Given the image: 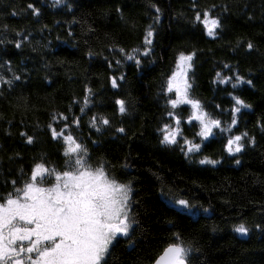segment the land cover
I'll list each match as a JSON object with an SVG mask.
<instances>
[{"label":"trees","instance_id":"1","mask_svg":"<svg viewBox=\"0 0 264 264\" xmlns=\"http://www.w3.org/2000/svg\"><path fill=\"white\" fill-rule=\"evenodd\" d=\"M206 10L221 22L214 37L195 21ZM180 53L193 57L190 97L224 129L206 140L185 122V107L168 103ZM233 97L250 105L235 125ZM175 117L178 143H160ZM49 125L71 132L90 163L131 188L129 234L115 238L106 264H151L172 242L192 249L190 264H264V0H0V197L22 188L37 162L64 170L63 140ZM232 135L244 148L229 155ZM184 138L200 151L186 155ZM205 157L217 163L201 164ZM240 223L247 234L235 231Z\"/></svg>","mask_w":264,"mask_h":264},{"label":"snow or ice","instance_id":"2","mask_svg":"<svg viewBox=\"0 0 264 264\" xmlns=\"http://www.w3.org/2000/svg\"><path fill=\"white\" fill-rule=\"evenodd\" d=\"M60 2L61 0H56V3ZM28 7L33 9L34 14H39V9H35L32 4ZM195 21L202 24L207 35L212 37L221 27L220 20L207 10L204 11L203 17L199 12L196 13ZM152 36L153 32L149 26L145 36L146 45L152 44ZM247 46L249 49L253 47L250 42ZM16 47L19 48L20 44L17 43ZM120 51L123 52L124 49ZM150 51L149 48L143 54L147 56ZM192 58V55L180 53L176 64L177 71L168 78L166 85V91L175 96L174 99L170 98L168 103L172 109L181 104L190 105L192 114L189 122H199L200 128L196 135L206 140L214 134V129H224L221 128L219 119L212 118L201 102L189 95L191 85L187 80V69L191 67ZM127 59L140 64V60L134 55H127ZM217 76L219 77L220 73H217ZM230 79L225 78L221 82L227 83ZM236 82H243V78L237 77ZM247 83L251 84L252 81ZM112 86L117 87L115 78H112ZM233 99L235 106L232 109L231 123L235 125L236 114L241 108H248L250 105L239 97ZM88 103L86 97L85 106ZM115 103L119 106L121 114L126 112L124 100L117 99ZM83 111L84 108H81V112ZM168 115L174 114L170 111ZM64 119L67 120V117ZM73 122L79 124L78 119ZM100 122L103 125L109 124V120L104 117H100ZM180 123V118L175 117V128L165 124L160 129V143L177 144V137L181 135ZM91 124L97 131L100 130L96 117L92 118ZM67 127L65 124V128ZM49 128L52 139L63 140L65 168L57 171L47 167L45 162H37L22 188H17L14 195L8 193L6 197H0V264H106L105 257L117 235L129 234L131 188L111 176L102 163L95 166L90 163L88 149L78 142L71 132L65 134L64 129L57 131L51 125ZM118 131L125 130L119 128ZM243 135L246 136L247 133ZM241 140L240 135L229 138L225 151L229 155L241 152L244 148ZM28 143H32V137H28ZM184 146L181 150L185 151L186 155L201 149L199 143L187 138H184ZM200 163L216 164L217 161L205 157ZM175 203L185 209L192 207L186 199H177ZM235 231L247 234L249 229L244 223H240L235 226ZM190 251L192 249L184 246L182 242L169 243L153 264H190Z\"/></svg>","mask_w":264,"mask_h":264},{"label":"rangeland","instance_id":"3","mask_svg":"<svg viewBox=\"0 0 264 264\" xmlns=\"http://www.w3.org/2000/svg\"><path fill=\"white\" fill-rule=\"evenodd\" d=\"M176 64H177V62H176ZM189 70H190V68H188L187 69V80H188V75H189ZM175 71H177V68H176V65H175V68H174V70L172 71V73L173 72H175ZM172 73H171V75H172ZM170 75V76H171ZM169 76V77H170ZM173 95V99L175 98V96H174V94H172ZM177 107H185L186 108V110H187V115H186V117H185V122L188 124V123H194V124H196L197 125V131H196V133H198L199 132V128H200V126H199V122L198 121H195V120H192L191 122H189V118H190V116H191V114H192V108H191V106L190 105H187V104H181V105H178ZM172 127L173 128H175L176 127V125H175V123L172 125ZM217 130H221L220 128H216V129H214L213 130V133H215ZM198 136V135H197ZM234 136H237V135H232V136H230L229 138H231V137H234ZM179 137V136H178ZM178 137H177V139H178ZM198 138L200 139V140H205V139H202L201 137H199L198 136ZM228 138V139H229ZM62 139V138H61ZM227 139V140H228ZM226 143H227V141H226ZM236 154V153H235ZM131 206H132V192L130 193V200H129V216H130V214H131ZM115 240V239H114Z\"/></svg>","mask_w":264,"mask_h":264},{"label":"flooded vegetation","instance_id":"4","mask_svg":"<svg viewBox=\"0 0 264 264\" xmlns=\"http://www.w3.org/2000/svg\"><path fill=\"white\" fill-rule=\"evenodd\" d=\"M123 236H124V235H120V234L117 235V237H123Z\"/></svg>","mask_w":264,"mask_h":264},{"label":"water","instance_id":"5","mask_svg":"<svg viewBox=\"0 0 264 264\" xmlns=\"http://www.w3.org/2000/svg\"><path fill=\"white\" fill-rule=\"evenodd\" d=\"M120 235H122V234H120ZM151 264H153V262Z\"/></svg>","mask_w":264,"mask_h":264}]
</instances>
